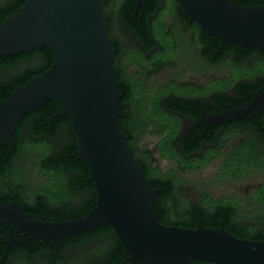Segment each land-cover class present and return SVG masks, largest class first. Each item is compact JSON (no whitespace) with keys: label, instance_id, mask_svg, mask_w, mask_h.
<instances>
[{"label":"water","instance_id":"1","mask_svg":"<svg viewBox=\"0 0 264 264\" xmlns=\"http://www.w3.org/2000/svg\"><path fill=\"white\" fill-rule=\"evenodd\" d=\"M198 26L241 48L264 52V5L234 0H175ZM48 47L51 66L17 86L0 102V142L23 116L48 100L70 120L77 158L89 170L96 200L89 212L70 219H38L16 202L0 203V220L28 240L56 243L73 234L110 226L123 245L124 261L141 264H264V240L238 238L223 227L168 226L158 221L155 197L119 123L115 49L101 0H25L0 22V57ZM264 103L258 93L247 111ZM123 264V263H122Z\"/></svg>","mask_w":264,"mask_h":264},{"label":"flooded vegetation","instance_id":"2","mask_svg":"<svg viewBox=\"0 0 264 264\" xmlns=\"http://www.w3.org/2000/svg\"><path fill=\"white\" fill-rule=\"evenodd\" d=\"M150 1L135 0L133 16L137 19L140 10L147 16L146 29L141 34L121 17L125 0H105L104 4L111 23L110 37L120 46L116 60L119 77L136 86L133 96L125 101L122 116L126 130L137 134L133 152L143 161L147 151L153 168L149 172L176 180L184 173L212 169L205 180L197 183L177 182V190L170 197L173 202L180 201L181 196L196 202L201 188L214 197L235 192L249 199L246 211L261 209L255 204V196L264 189V103L245 114L240 110L264 91V84L257 90H248V102L237 88L240 84L264 82V54L253 53L237 62L230 61L234 58L230 53L223 61L212 59L205 54L206 45L197 24L184 18L175 0H161L156 10L148 14ZM137 22L142 25L141 15ZM146 136L151 138L149 145L143 141ZM191 163H197L198 167L182 169V164ZM163 164L169 167L164 169ZM82 197V193L71 189L66 203L75 206ZM24 199L34 214L26 212L16 200L9 202H16L20 210L33 218L51 219L35 212L36 200ZM12 229L10 224L6 249H19L10 256L9 264H16L27 257L20 247L40 240L17 236L11 233ZM110 239L103 235L85 244L90 246L88 264L105 255L111 247ZM79 247L69 246L65 256ZM45 260L46 253L38 251L31 264ZM124 260L114 264L128 263Z\"/></svg>","mask_w":264,"mask_h":264},{"label":"trees","instance_id":"3","mask_svg":"<svg viewBox=\"0 0 264 264\" xmlns=\"http://www.w3.org/2000/svg\"><path fill=\"white\" fill-rule=\"evenodd\" d=\"M160 1L151 0L147 13H153ZM234 1L241 6L264 5V0ZM24 2L25 0H0V22L15 13ZM101 2L104 7L105 0H101ZM177 6V10L182 13L180 6ZM134 7L135 0H125L121 17L138 34H141L143 29H146L147 16L140 10L139 15L142 16V25L139 24L137 22L139 15L137 19L133 16ZM105 16L109 39L115 49L114 67L117 73L118 92L121 94L119 123L127 136L128 146L134 150L136 146L135 136L137 134L126 130L122 116L125 114V101L133 96L136 86L132 82L125 83L119 77L116 60L121 52L120 46L115 39L110 37L111 23L107 15ZM183 16L189 20L184 14ZM197 28L200 30L203 43L206 45L205 54L217 61H223L228 53L234 55V58L230 59L231 62L242 60L253 53L264 54V52L252 48H241L232 42H224L221 50L216 52V48L221 45L220 39L208 34L206 30L198 25ZM214 54L216 55L215 57H213ZM54 57V51L48 47L36 48L28 53L22 52L13 56L0 57V102L17 86L22 85L32 76L48 69L53 63ZM24 62L28 64L21 65ZM9 68L16 70L8 76H3V73ZM263 84L264 82L255 85L240 84L237 92L244 95L246 97L245 101L248 102L250 100L248 90H257L258 86ZM58 108V102L48 100L34 110L27 112L17 122L11 136V144L7 140L0 142V203L16 200L24 207L26 212L34 214V211L24 202V198H32L34 201L36 200L37 211L35 212L39 211L53 220H65L89 212L96 200V190L89 178L88 168L82 160L77 158V142L70 120L67 116L58 114ZM41 147L44 148L43 152ZM37 150L41 152L39 155L35 154ZM31 156L34 159L29 160ZM26 158H28L26 163L32 165V171L39 179L40 175H42V177L45 176L47 179L51 177L53 182L51 186L33 193L32 197L23 188V177L16 175L18 173V164H20L22 159ZM134 158L144 168V175L150 186L159 189L155 197V211L160 223L186 228H195L199 224L211 228L223 227L238 238L264 240V189H260L259 194L255 196V204L260 205L262 208L253 212L244 209L249 200L246 196L235 192L232 193L231 191L227 195L214 197L207 190L198 188V201L192 202L181 196L179 198L180 201L176 203L170 197L176 192V184L180 179L176 180L167 175H155L153 172H149L153 168L151 167V160L147 151L145 155L143 154V161L138 159L135 153ZM37 163L40 164V169H38ZM221 165L223 168H227L226 165ZM181 166L182 169L197 168L198 164H182ZM223 181L220 180L219 182ZM71 189L83 194L82 199L75 206L66 203V195ZM250 220L256 222L251 224L249 223ZM9 230L10 224L5 220H0V264H9L10 256L19 250H15V248L13 250L6 249ZM103 235H108L111 238V247L106 250L103 257L91 260V264H114L124 260L126 258L125 250L113 229L108 225H99L91 231L73 234L70 237L58 240L56 243L52 241H35L31 244L28 242L24 247H20L23 250L25 249L24 251L27 255L22 261L25 262L24 264H31L35 253L43 251L46 253L45 264H85L80 258H68L65 256V250L69 246L84 247L85 244ZM132 264L141 263L133 262ZM186 264L214 263L189 260Z\"/></svg>","mask_w":264,"mask_h":264},{"label":"rangeland","instance_id":"4","mask_svg":"<svg viewBox=\"0 0 264 264\" xmlns=\"http://www.w3.org/2000/svg\"><path fill=\"white\" fill-rule=\"evenodd\" d=\"M28 63H23L21 65H27ZM16 69L14 68H9L8 70H6L3 73V76H8L11 73H13ZM146 140L147 144H151V138L149 136H146L145 138H143V141ZM41 151H44V148L41 147ZM41 152L40 150H37L35 152L36 155H39ZM34 159V157L29 159L32 160ZM28 160V158L26 159H22L20 161V164H18V173L16 174L17 176H21L24 179V183H23V188L25 190L26 193L30 194V197L33 196V193H35L38 190H41L43 188H47L49 186L52 185V179L50 178H46L45 176L40 175V179H37V175L32 171L33 167L30 163H26ZM39 160V159H38ZM37 167L38 169H40V164L37 163ZM169 167V165L163 164V168L167 169ZM212 169L211 168H206L204 170H201L200 172H189V173H184L180 176V182H182L181 185L185 184L186 182H188V184H194L197 183L199 180H205L209 174L211 173ZM37 173V172H36ZM190 187V186H189ZM32 199V198H29ZM103 240H100L99 242L97 241L95 244H97L96 246H98L100 244V242H103ZM99 243V244H98ZM93 244V245H95ZM95 247V246H94ZM90 249V246H84V247H79L73 250H69L68 251V258H80L84 261V263L88 264V256L87 253ZM23 258V257H22ZM25 262H23L22 260H18L16 262V264H24ZM38 264H45L44 261H40Z\"/></svg>","mask_w":264,"mask_h":264}]
</instances>
